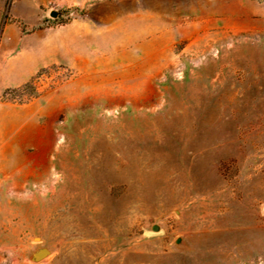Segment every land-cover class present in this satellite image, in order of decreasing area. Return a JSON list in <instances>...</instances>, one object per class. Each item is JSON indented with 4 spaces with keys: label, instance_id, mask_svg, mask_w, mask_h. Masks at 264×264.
I'll return each instance as SVG.
<instances>
[{
    "label": "rangeland",
    "instance_id": "obj_1",
    "mask_svg": "<svg viewBox=\"0 0 264 264\" xmlns=\"http://www.w3.org/2000/svg\"><path fill=\"white\" fill-rule=\"evenodd\" d=\"M0 264H264V0H0Z\"/></svg>",
    "mask_w": 264,
    "mask_h": 264
},
{
    "label": "water",
    "instance_id": "obj_2",
    "mask_svg": "<svg viewBox=\"0 0 264 264\" xmlns=\"http://www.w3.org/2000/svg\"><path fill=\"white\" fill-rule=\"evenodd\" d=\"M153 229L157 228L156 225L152 226ZM179 240H177L176 242H178ZM50 252V250L47 247H38L35 251H33L31 253V259L36 261L41 259L43 256L47 255Z\"/></svg>",
    "mask_w": 264,
    "mask_h": 264
}]
</instances>
